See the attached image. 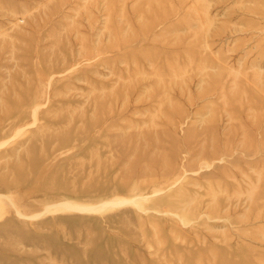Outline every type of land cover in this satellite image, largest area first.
Masks as SVG:
<instances>
[{"label": "rangeland", "instance_id": "rangeland-1", "mask_svg": "<svg viewBox=\"0 0 264 264\" xmlns=\"http://www.w3.org/2000/svg\"><path fill=\"white\" fill-rule=\"evenodd\" d=\"M0 264H264V0H0Z\"/></svg>", "mask_w": 264, "mask_h": 264}, {"label": "bare ground", "instance_id": "bare-ground-1", "mask_svg": "<svg viewBox=\"0 0 264 264\" xmlns=\"http://www.w3.org/2000/svg\"><path fill=\"white\" fill-rule=\"evenodd\" d=\"M120 202V201H119ZM113 204H116V203H114V202H103V204H101L100 205V208H104V206H108V205H113ZM53 207V206H52ZM48 208V207H47ZM56 208H58V209H66V210H70V209H75V208H78V209H82V210H89V209H94V208H92V207H82V206H77V205H75V206H72V205H70V204H68V203H65V202H63V203H61V204H58V205H56Z\"/></svg>", "mask_w": 264, "mask_h": 264}]
</instances>
